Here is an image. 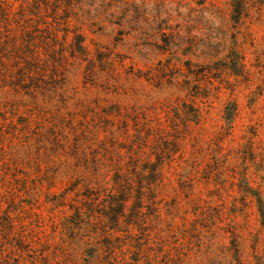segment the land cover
Listing matches in <instances>:
<instances>
[{
  "label": "rangeland",
  "instance_id": "374dc122",
  "mask_svg": "<svg viewBox=\"0 0 264 264\" xmlns=\"http://www.w3.org/2000/svg\"><path fill=\"white\" fill-rule=\"evenodd\" d=\"M61 16L69 32L53 30ZM23 39L39 41L42 60L51 61L54 50L63 57L73 87L83 89L91 69L100 83L110 82L106 94L117 90L140 111L197 102L203 126L195 135L212 142L221 168L214 183L149 196L155 264H264V0H0V41ZM117 75L119 87L112 83ZM0 96L14 99L11 92ZM42 107L23 110L37 118L31 130L49 128L43 116L59 119L52 104ZM4 109L10 120L2 127L10 133L3 141L0 133V149L10 161L0 159V201L10 203V219L26 224L17 230H34L48 262L71 264L84 245L73 238L77 232L64 230L63 212L107 204L113 189L51 181L41 154L28 153L14 132L12 122L24 117L13 114L12 103Z\"/></svg>",
  "mask_w": 264,
  "mask_h": 264
},
{
  "label": "trees",
  "instance_id": "16d2710c",
  "mask_svg": "<svg viewBox=\"0 0 264 264\" xmlns=\"http://www.w3.org/2000/svg\"><path fill=\"white\" fill-rule=\"evenodd\" d=\"M57 24L53 27L49 23V30L53 27L55 32H69L64 17ZM51 36L58 37L54 33ZM26 40L19 45L0 41V95H14L11 101H0V109L5 104L10 108L12 103L13 114L24 117L22 122H12L20 145L28 153L41 154L38 161L48 165L44 171L53 182L91 191L110 185L113 189L107 204H77L63 212L64 230L77 232L73 238L84 245L71 264H155L151 253L155 236L146 221L149 196L155 197L152 193L159 188L176 191L193 189L204 180L214 183L221 168L212 142L203 132L195 135V127L203 126V115L193 105L197 102L189 104V109L164 105L140 111L143 107L125 102L119 91L106 94L103 84L110 82L100 83L91 69L84 88L73 87L63 57L56 56L54 50L51 61L42 60L36 52L39 41L33 45ZM112 83L119 87L118 75L112 77ZM42 104H52L59 119L51 122L43 116L49 128L43 125L31 130L37 118L23 110L31 106L37 111ZM0 111L3 141L10 133L8 127H2L10 120V109ZM0 152V159L9 162L10 152L4 148ZM92 194L96 193L89 196ZM132 199L137 200L131 203ZM5 203L8 205L0 201V264H53L45 252L38 253L42 244L34 230H17L26 224L22 219H10V203ZM17 221H22L20 226Z\"/></svg>",
  "mask_w": 264,
  "mask_h": 264
}]
</instances>
